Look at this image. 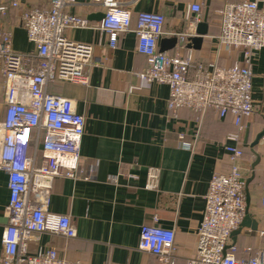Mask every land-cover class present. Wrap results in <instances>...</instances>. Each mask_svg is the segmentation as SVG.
Returning <instances> with one entry per match:
<instances>
[{"label":"crops","instance_id":"0c3cea01","mask_svg":"<svg viewBox=\"0 0 264 264\" xmlns=\"http://www.w3.org/2000/svg\"><path fill=\"white\" fill-rule=\"evenodd\" d=\"M49 0H23L19 10L0 15V30L12 33L17 52H29L26 33L20 25L26 8L46 7ZM123 8L138 13L164 16L163 34L158 51L171 55L179 44L178 34L195 36V23L207 24V34L199 49L185 50L193 55L190 75L195 65L230 66L241 60L234 56L217 57L215 37L218 15L224 5L246 0H116ZM200 5L201 13L188 12ZM67 11L87 20L103 13V7L87 0H75ZM67 39L93 47V60L86 69V85L54 82L48 92L73 102L75 112L85 118L78 154L83 178H56L52 183L49 211L69 217L76 237L41 234L28 243L29 253L38 248H53L61 259L84 264H164L154 254L138 249L143 227L158 228L172 234V264H187L195 256L197 231L205 212V197L214 174H226L230 168L226 146L236 143L228 135L236 132L231 115L220 117L214 109L200 114L182 108L176 115L167 109L166 85H145L135 74L147 67V59L136 51L133 32L119 36L110 47L105 34L93 29H67ZM253 115L244 121L239 145L240 161L246 180L245 200L250 223L235 240L230 239L236 258H249L264 249V138L253 149L249 145L264 130V49L250 62ZM3 78L0 74V123L5 117ZM246 139V144H245ZM238 144V143H237ZM29 149L27 153H30ZM259 156L258 164L253 168ZM148 168L160 170L159 190L144 189ZM7 174L0 171V257L2 237L8 219ZM250 181L248 184L247 182Z\"/></svg>","mask_w":264,"mask_h":264},{"label":"built area","instance_id":"2783aa9c","mask_svg":"<svg viewBox=\"0 0 264 264\" xmlns=\"http://www.w3.org/2000/svg\"><path fill=\"white\" fill-rule=\"evenodd\" d=\"M103 7L104 18L91 24L67 11L75 0H49L46 7L26 8L20 25L32 50L17 52L12 33L0 30V74L3 78L5 117L0 123V171L7 174L9 201L5 208L8 222L2 237L0 264H84L61 259L53 248H38L29 253L28 243L39 235L66 239L76 237L69 217L49 211L52 183L56 178L78 180L85 176L79 166L78 149L85 118L75 112L73 102L48 92L60 81L86 85V69L93 60V47L67 39V29H93L105 34L111 48L119 36L133 32L136 51L147 59V67L135 76L145 85L162 84L169 89L168 111L182 109L204 113L214 109L220 117L231 115L236 132L228 135L235 146H226L230 168L226 174L212 176L205 197V212L197 231L194 257L187 264H264V249L249 258H236L228 249L231 234L246 213V180L240 161L239 145L244 121L253 115L250 62L264 49V0L226 4L218 15L215 37L217 57L234 56L241 60L230 66L195 65L185 50L187 34H178L173 54L158 51L165 18L159 13H138L116 0H87ZM23 0H0V15L19 10ZM188 12L200 15L201 6ZM238 143V144H237ZM30 153H27L28 150ZM160 170L148 168L144 189L159 190ZM264 192V182L261 186ZM264 208V196L261 199ZM264 236V231L260 232ZM138 249L154 254L164 264H172V234L158 228L141 229Z\"/></svg>","mask_w":264,"mask_h":264},{"label":"water","instance_id":"95a60500","mask_svg":"<svg viewBox=\"0 0 264 264\" xmlns=\"http://www.w3.org/2000/svg\"><path fill=\"white\" fill-rule=\"evenodd\" d=\"M104 18V12L103 13H99L98 15H92L89 19L92 21H96V22H100L102 19ZM207 34V24L204 22L201 23H195V36L194 37H190L189 39H187L188 43H189V48H194V49H199L202 41H203V36H205ZM264 138V130L261 131L255 138V140L249 145L250 149H253L255 146H257L258 144H262V140ZM245 144H246V139H245ZM256 160L253 164V168L258 164L259 162V156L256 155ZM250 181L247 182V184ZM246 206H247V198H246ZM250 217L247 213V209H246V213L245 216L241 222L240 227L234 231L230 238L232 239V241L235 240V237L240 233L241 229L243 227H251L252 230L256 229V223H250Z\"/></svg>","mask_w":264,"mask_h":264}]
</instances>
